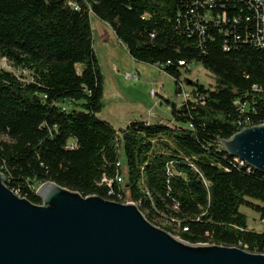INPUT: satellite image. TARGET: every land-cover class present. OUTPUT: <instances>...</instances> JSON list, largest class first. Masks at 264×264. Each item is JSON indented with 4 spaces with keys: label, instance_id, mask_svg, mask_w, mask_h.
<instances>
[{
    "label": "trees",
    "instance_id": "16d2710c",
    "mask_svg": "<svg viewBox=\"0 0 264 264\" xmlns=\"http://www.w3.org/2000/svg\"><path fill=\"white\" fill-rule=\"evenodd\" d=\"M91 15L110 25L135 61L164 69L177 96L187 65H202L215 86L191 81L193 97L167 100L174 124L135 119L116 129L98 117L105 79ZM260 28L253 0H0L7 186L36 204L37 185L49 181L85 197L130 200L189 243L264 254V231L249 229L241 211L246 206L264 222V172L221 145L264 124ZM3 60L14 70L2 68Z\"/></svg>",
    "mask_w": 264,
    "mask_h": 264
},
{
    "label": "water",
    "instance_id": "95a60500",
    "mask_svg": "<svg viewBox=\"0 0 264 264\" xmlns=\"http://www.w3.org/2000/svg\"><path fill=\"white\" fill-rule=\"evenodd\" d=\"M221 145L264 172V124ZM6 182L0 171V264H264V254L237 246L189 243L149 221L134 202L85 197L49 181L36 190V204Z\"/></svg>",
    "mask_w": 264,
    "mask_h": 264
},
{
    "label": "rangeland",
    "instance_id": "374dc122",
    "mask_svg": "<svg viewBox=\"0 0 264 264\" xmlns=\"http://www.w3.org/2000/svg\"><path fill=\"white\" fill-rule=\"evenodd\" d=\"M91 24L94 48L105 79L103 108L98 117L110 122L116 129H121L130 121L139 118L137 115L143 112L147 115L142 118H146L150 123L174 124L171 105L167 100L180 104L193 97L194 88L189 80L197 81L207 88L215 86V77L202 65L193 64L191 69L183 70V87L177 96L176 82L164 69L135 61L119 43L110 25L96 15H91ZM1 66L6 70H14L5 60ZM127 73H132L137 78H126ZM153 90L156 91L155 96L152 95ZM64 107H67V104H64ZM40 185H37L36 190ZM241 211L248 217L249 229L264 231V222L257 212L246 206H243ZM162 222L164 221L160 223Z\"/></svg>",
    "mask_w": 264,
    "mask_h": 264
},
{
    "label": "built area",
    "instance_id": "2783aa9c",
    "mask_svg": "<svg viewBox=\"0 0 264 264\" xmlns=\"http://www.w3.org/2000/svg\"><path fill=\"white\" fill-rule=\"evenodd\" d=\"M213 0H206V2H212ZM73 6H75V8L77 9V6L76 5H74V4H72ZM253 5L258 9V11H259V14H260V23H261V28H260V36H259V41L262 43V44H264V3L263 2H261L260 0H253ZM197 28L199 29V30H201L202 32H204V27H202L200 24L199 25H197ZM168 63H170V61L168 62ZM180 63V65L181 66H186L187 64H185L184 63V61H180L179 62ZM192 65L193 64H191V65H187V68L188 69H191V67H192ZM159 66V65H158ZM160 67V66H159ZM161 68V67H160ZM126 78H130L131 80H133L134 78L136 79L137 78V76H135L134 74H132V73H127L126 74ZM179 87H183V80H181V82L179 83ZM152 95L153 96H155L156 95V91L155 90H153L152 91ZM239 160V159H238ZM241 161V160H240ZM242 163H244L243 161H242ZM121 163H119L118 165H120ZM0 171H2L1 169H0ZM105 182H106V184L108 185V186H112L113 185V181L114 180H112V179H105L104 180ZM117 181L118 182H123V177L121 176V175H118L117 176ZM42 185V184H41ZM15 192V191H14ZM16 193V192H15ZM17 194V193H16ZM18 195V194H17ZM18 196H20V195H18ZM21 197V196H20ZM128 202H131L130 200H126V201H124V203H128ZM173 222V224H176L178 227H180V222H178V221H176V220H172ZM165 222H167V221H165ZM166 223H164V222H162L161 223V225H165ZM157 225V224H156ZM158 226H160V225H158ZM161 227V226H160ZM188 228H184V230H187Z\"/></svg>",
    "mask_w": 264,
    "mask_h": 264
},
{
    "label": "crops",
    "instance_id": "0c3cea01",
    "mask_svg": "<svg viewBox=\"0 0 264 264\" xmlns=\"http://www.w3.org/2000/svg\"><path fill=\"white\" fill-rule=\"evenodd\" d=\"M126 51H127V49H126ZM129 53V52H128ZM148 109V108H147ZM146 109V110H147ZM147 115V113L146 112H143V113H140L139 115H137V116H139V118H136V119H143V120H147L146 118H142L143 116H146Z\"/></svg>",
    "mask_w": 264,
    "mask_h": 264
}]
</instances>
